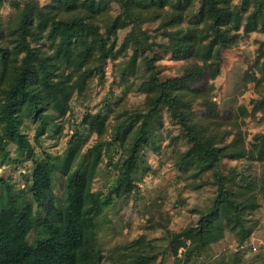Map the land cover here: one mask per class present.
<instances>
[{"label":"rangeland","instance_id":"1","mask_svg":"<svg viewBox=\"0 0 264 264\" xmlns=\"http://www.w3.org/2000/svg\"><path fill=\"white\" fill-rule=\"evenodd\" d=\"M38 1L42 6L53 2ZM243 1L231 0L234 12L228 24L239 38L223 50L217 38H206L195 45V50L197 60L213 74L212 94L220 113L228 115L233 111L239 115L248 151L243 158L225 159L220 164V172L229 179L236 177L247 191H243L245 196L254 194L256 207L243 215L245 228L250 232L247 238L241 241L238 231L227 229L220 241L193 255L188 264H264V109L255 111L256 102L264 97V26L254 23L248 27L247 17L258 0H248L252 5L240 9ZM193 2L194 5L187 4L186 12L191 7L195 11L182 26H196L199 2ZM107 3L109 17H117L121 13L119 3L116 0H107ZM15 10L11 2H6L2 9L4 21L8 22ZM105 23L108 17L98 21L101 33L106 36ZM162 30L158 20L146 21L140 26L128 22L117 32L116 58L106 59L99 68L88 63L81 70L66 61L58 64L54 75L58 96L52 97L51 106L46 107L43 133L37 136L41 120L26 119L21 125L22 132L32 143V152L21 153L16 144L2 135L4 124L0 123V210L4 208L9 185L16 193L31 187L38 161L54 166L53 194L58 204L65 206L67 173L63 163L69 151L77 149L73 169L81 158L94 164L96 153L100 151L90 190L101 206L94 224L92 245L101 253L103 264H134L132 260L144 254L154 258L152 264L184 262L191 242L187 241L173 255L170 249L174 234L198 223L200 216L212 206L218 185L212 170L203 171L196 164L187 169L178 164L190 145L166 107L158 108L155 115L144 120L148 122V132L137 153L139 166L134 172L132 192L119 197L114 191L120 176L118 163L125 149L113 136L122 122L130 120L127 129L131 137L142 124L144 115L150 113L142 91L144 80L150 76L148 68L161 81L182 76L189 62L184 56L195 44L191 29L178 39L169 38ZM133 32L141 37L144 50L136 51ZM136 54L139 56L134 59ZM150 59H154L152 64ZM240 106L248 110V116L239 113ZM194 109L201 114V107ZM97 113L105 118L103 136L85 123ZM235 132L236 129L227 136L226 143L234 139ZM94 148L96 152H90ZM6 151L9 154L6 155ZM244 178L254 180L256 187L251 183L247 186ZM34 236L32 233L31 239Z\"/></svg>","mask_w":264,"mask_h":264},{"label":"trees","instance_id":"2","mask_svg":"<svg viewBox=\"0 0 264 264\" xmlns=\"http://www.w3.org/2000/svg\"><path fill=\"white\" fill-rule=\"evenodd\" d=\"M8 1L16 10L6 22L2 9ZM116 1L121 13L111 18L107 0H53L46 6L38 0H0L2 135L16 144L21 153L32 152V143L22 132L21 125L26 119L41 120L37 136L43 133L46 107L51 106L52 97L55 99L58 96L54 82L58 64L66 61L81 70L88 63L99 68L106 59L116 58V35L128 22L140 26L146 21L158 20L162 32L174 39L188 34L191 29L195 44L184 56L189 62L182 76L161 81L149 67L150 76L144 80L142 91L150 113L144 115L142 124L131 137H128L130 131L127 129L130 120L122 122L113 136L114 141L125 149L118 163L120 176L114 188L119 197L130 194L135 187L134 172L139 166L137 153L148 132V122L144 120L151 114L155 115L158 108L168 109L173 122L180 126L190 145L178 164L187 169L196 164L203 171L212 170L218 185L212 206L200 216L197 224H190L175 233V241L171 244L170 253L176 255L181 246L191 242L190 253L182 263L188 264L193 255L208 250L213 243L220 241L227 229L238 231L241 241L247 238L250 232L245 228L243 215L256 207L254 194L245 196L243 191H247L236 177L229 179L220 172V164L225 159L243 158L248 151L238 122L239 115L233 111L228 115L220 113L212 94L213 74L197 60L195 50V45L206 38H217L220 50L229 48L239 38V34L232 33L228 28L234 12L231 0H198L196 26H182L195 11L191 7L186 12L188 3L194 5L193 0L184 4L183 0ZM251 3L244 0L239 7L248 9ZM106 17L107 37L101 33L98 24ZM247 19L248 27L254 23L264 26V1H257ZM111 36L115 38L111 40ZM132 36L136 51L140 48L144 50L139 34L133 32ZM138 56L136 54L134 59ZM148 61L152 64L154 59ZM196 106L202 108L201 114L196 113ZM258 109H264V97L256 102L255 111ZM238 110L242 116L249 115L244 106ZM85 123L103 136L105 118L101 113ZM235 129L234 139L226 143L227 136ZM90 152L95 153L96 149ZM99 152L94 164L87 158H81L73 169L77 149L69 151L63 163L67 173L65 206L58 204L53 194L54 166L49 162H36L29 189L16 193L9 185L4 208L0 210V264H103L101 253L92 245L95 241L92 235L94 224L101 206L90 190L101 158ZM242 180L247 186L255 184L254 180ZM32 233L35 234L33 239ZM153 259L151 255L144 254L132 261L134 264H152Z\"/></svg>","mask_w":264,"mask_h":264}]
</instances>
